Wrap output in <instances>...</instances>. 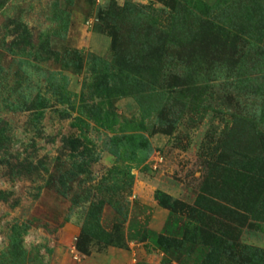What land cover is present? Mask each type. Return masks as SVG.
<instances>
[{
    "label": "rangeland",
    "instance_id": "obj_1",
    "mask_svg": "<svg viewBox=\"0 0 264 264\" xmlns=\"http://www.w3.org/2000/svg\"><path fill=\"white\" fill-rule=\"evenodd\" d=\"M0 264H264V0H0Z\"/></svg>",
    "mask_w": 264,
    "mask_h": 264
},
{
    "label": "trees",
    "instance_id": "obj_2",
    "mask_svg": "<svg viewBox=\"0 0 264 264\" xmlns=\"http://www.w3.org/2000/svg\"><path fill=\"white\" fill-rule=\"evenodd\" d=\"M35 103L33 104V106L35 108H44L46 103H47V99L44 96H37L36 100L34 101ZM37 102V105H36ZM65 112V111H64ZM62 112V114L64 113ZM69 139H67L66 137H62V142H63V147L68 149V150H75V146L74 144H69L66 145V143L68 142Z\"/></svg>",
    "mask_w": 264,
    "mask_h": 264
}]
</instances>
